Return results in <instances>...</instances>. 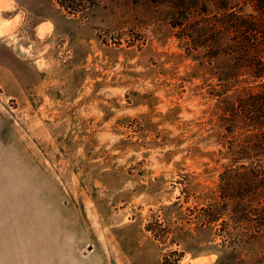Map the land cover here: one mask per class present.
<instances>
[{
    "label": "rangeland",
    "instance_id": "obj_1",
    "mask_svg": "<svg viewBox=\"0 0 264 264\" xmlns=\"http://www.w3.org/2000/svg\"><path fill=\"white\" fill-rule=\"evenodd\" d=\"M241 5L264 19L0 0V264H264V158L235 152L264 130L226 112L260 81L219 76L248 64L223 41Z\"/></svg>",
    "mask_w": 264,
    "mask_h": 264
},
{
    "label": "trees",
    "instance_id": "obj_2",
    "mask_svg": "<svg viewBox=\"0 0 264 264\" xmlns=\"http://www.w3.org/2000/svg\"><path fill=\"white\" fill-rule=\"evenodd\" d=\"M251 3H256L257 0H247ZM264 3V0H262ZM243 5L238 6L237 13L230 11L229 26L224 27V31L228 34L229 30L234 31L232 37L226 35L223 41L226 46H233L236 51L235 54L248 58V64L238 67H229L222 71V81H240V77L244 76L247 81H260L257 84V92H247L240 96L237 93L235 98H229L226 103L229 109L227 114L240 119V123L249 126L255 132L261 133L264 130V27L262 23L264 19L258 21L251 15H244L241 9ZM231 10L228 9L227 11ZM264 18V17H263ZM211 40V39H210ZM212 42V40L210 41ZM209 53V51H208ZM223 54H225L223 52ZM252 54V55H251ZM216 54H213L214 56ZM257 134V135H258ZM263 135L259 140H263ZM236 157L241 160H262L264 158V147L252 146L248 148L235 149ZM260 174V172H259ZM261 191V189L259 190ZM260 204V203H258Z\"/></svg>",
    "mask_w": 264,
    "mask_h": 264
}]
</instances>
